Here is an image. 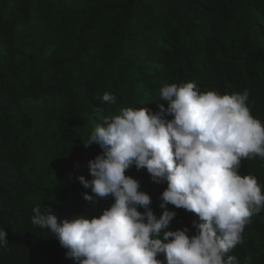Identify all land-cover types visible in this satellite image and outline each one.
<instances>
[{
  "label": "trees",
  "instance_id": "trees-1",
  "mask_svg": "<svg viewBox=\"0 0 264 264\" xmlns=\"http://www.w3.org/2000/svg\"><path fill=\"white\" fill-rule=\"evenodd\" d=\"M33 24L35 36L25 32ZM190 81L202 92L247 89L264 124V0H0V264H74L31 223L32 208L52 207L60 220L109 208L111 196L85 202L93 194L76 179H92L88 162L102 152L83 146L88 135L122 108H166L163 85ZM105 92L115 104L102 102ZM239 172L264 186L261 158L242 159ZM125 175L159 217L166 184L134 166ZM167 208L176 212L168 230L195 234V214ZM229 255L264 264V210Z\"/></svg>",
  "mask_w": 264,
  "mask_h": 264
},
{
  "label": "clouds",
  "instance_id": "clouds-1",
  "mask_svg": "<svg viewBox=\"0 0 264 264\" xmlns=\"http://www.w3.org/2000/svg\"><path fill=\"white\" fill-rule=\"evenodd\" d=\"M249 95L247 89L202 92L194 81L165 84L166 108L128 107L103 117L83 144L102 150L88 162L92 179H76L93 194L83 193L85 202L111 196L113 203L98 216L71 220L35 206L31 223L48 229L74 264H241L229 253L243 243L251 217L264 210V186L239 172L242 159L264 160V124L251 114ZM101 99L117 100L108 92ZM132 166L146 170L152 183L166 184L159 217L140 183L125 175ZM169 204L195 214L194 235L188 227L168 230L176 216ZM6 246L0 227V247Z\"/></svg>",
  "mask_w": 264,
  "mask_h": 264
},
{
  "label": "rangeland",
  "instance_id": "rangeland-1",
  "mask_svg": "<svg viewBox=\"0 0 264 264\" xmlns=\"http://www.w3.org/2000/svg\"><path fill=\"white\" fill-rule=\"evenodd\" d=\"M36 31H37V25L33 24L32 27L30 29H28L27 31H25V32H27V34H29V35H34L35 36ZM17 35L18 36H22V35H24V32L19 31Z\"/></svg>",
  "mask_w": 264,
  "mask_h": 264
}]
</instances>
